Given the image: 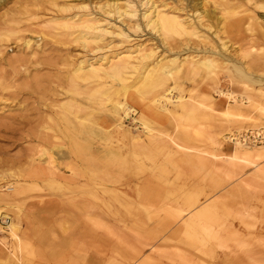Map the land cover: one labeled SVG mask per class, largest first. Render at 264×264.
Masks as SVG:
<instances>
[{"label":"rangeland","instance_id":"1","mask_svg":"<svg viewBox=\"0 0 264 264\" xmlns=\"http://www.w3.org/2000/svg\"><path fill=\"white\" fill-rule=\"evenodd\" d=\"M116 1L0 0V264H264V139L234 140L255 131L264 136V0H151L178 7L204 40H164L141 18L152 2L134 0L139 15L130 19L111 11L126 0ZM85 12L122 33L91 46L50 34ZM10 18L20 20L18 28ZM140 43L157 48L153 59L226 64L195 63L176 73L174 100L165 101L170 113L149 107L146 66L126 90L107 70L100 73L110 78L105 86L76 77L81 60L106 68L108 59L97 57L127 58ZM236 66L254 74L249 89ZM178 96L204 100V116H190ZM117 101L131 107L128 114L115 110ZM143 119L155 124L153 133ZM90 130L91 148L84 143ZM76 141L81 152L73 151ZM186 196L196 198L191 208ZM212 203L219 213L194 229L203 235L186 234L185 223Z\"/></svg>","mask_w":264,"mask_h":264},{"label":"bare ground","instance_id":"2","mask_svg":"<svg viewBox=\"0 0 264 264\" xmlns=\"http://www.w3.org/2000/svg\"><path fill=\"white\" fill-rule=\"evenodd\" d=\"M52 1L53 0H51V2ZM68 1H70V0H68ZM44 2H46V1H44ZM62 2H61V4H63ZM116 2H119V1L117 0ZM141 2H142V4H145V3L148 4V3L152 2V5L149 8H147L145 11L142 12V10H141V12H142L141 13V18L144 21L146 27L151 28L152 31L154 30V31L159 32L160 35H162L164 40H166L170 36H179V37H183L185 39L191 38L193 36H197L201 40H204V39H202V36H199L200 33L198 31L199 30L198 29V24H195L194 21H192L190 19H187L179 11L178 7H175L174 5H170V3L166 2V1H161L160 3L158 2L159 4H157V2L151 1V0H141ZM28 3H30V2H28ZM123 3L124 4L114 3L113 4V9L111 11H114L115 13L119 14V17H128L130 19L136 18L139 15L138 5L135 3L134 0H126ZM37 4L39 5V3H37ZM40 4H42V3H40ZM54 4H56V2ZM104 4H106V3H104ZM26 5H27V2H26ZM28 6L32 7L29 4L27 5V7ZM30 7H29V9H30ZM35 7H36V4L34 5V8ZM44 7L45 6H43L42 8H44ZM202 8H203V5H202ZM226 8H228V7H226ZM31 9H33V7ZM181 10H183V9H181ZM227 10L229 11V9H227ZM46 11H48L47 7H46ZM111 11H109V12L111 13ZM53 13H55V12H52V14ZM37 14H38V12H37ZM229 15H231V14H229ZM53 16H55V14H53ZM196 17L198 18L199 22L202 23L204 21L203 19L205 18V15H204V13H200ZM64 18H67V17H64ZM37 19H39V18H37ZM6 20L7 19L5 18V20H2V21H6ZM9 21L11 23L13 21L16 22V24L15 23L11 24L12 28H14V27L18 28L19 24L21 23L20 20H16L15 18H10ZM125 21H127V20L125 19ZM51 23H54V22H51ZM133 23L135 24V22H133ZM6 24H8V23H6ZM60 25H61L60 27H56L55 28L56 31H54V32L51 31L50 34L53 35V36L59 37V39L64 38V37H71L72 36L73 40H76V42H77V40H79V42L82 41L85 46L99 45V43L104 41V39L108 35H112V34H115V33H118V34L122 33V32H120V28L118 26H113V25H110L109 23L105 24L101 19L97 18L96 16H93L92 13H88V12H85V13L79 14V15L76 14L74 16L72 15V17L66 19V21H64V23L60 24ZM136 25L138 27L140 26L139 20L138 21L136 20ZM147 33H149V32H147ZM30 44H31V40H26V45H29V46L33 45V44L30 45ZM223 46H224V48H227L226 47L227 44H223ZM39 47L40 46H38V48ZM145 47H146V45L141 44V45H138L135 48V50L127 51V53L129 54L127 56V58L117 57L121 53H118L116 55V58H113V59L112 58L109 59V57L107 58L106 57L107 55L105 56L104 54L101 55L100 57H97V59H98L97 62L104 61V60L108 59L107 60L108 67H106V68L102 67V63H101L100 66H97L98 64L96 65V63L91 62L89 59L88 60L90 62L87 59L81 60L80 63L76 67L75 75H76V77L81 78L83 81L90 80L89 83H86L85 85H88V84L93 83V82H97L98 85H104L105 86V80H108V79L111 78L112 79L111 81H112L113 84H114V82L115 83L118 82V83L121 84V89L126 90L128 88V85H129V83H128L129 81L128 80L132 77V75H134L137 72H139V67L140 66H142V65L146 66L145 70L147 71V73H145L141 77V79L143 81V85H146V86L150 87V89L148 90L151 93V98H150V102L151 103L149 104V107L151 109H156V107H157L159 110H163V112L170 113L171 110H169L167 108V106L165 105V101L174 100V96H172L171 91L173 89H176L177 86L179 85L178 81L175 78L176 77V75H175L176 73L183 72L184 69H186V68L190 69L191 67L192 68L197 67V66H195V63L204 64V65H206L207 68H211V69L213 67H219L221 65H225L226 64L225 60L223 62H217V59L213 58V57H211V58H209V57H205L204 58L203 57L204 59H200L199 58L200 60H196L195 62H194V60L190 61L187 58L180 59L178 61L177 56L176 57H172V58H169L170 56H168V58L161 57L159 59L158 58L157 59H153V58H155L153 56L155 55V52L157 51V48H155V47H150V48L146 47L145 48ZM101 48L102 47H97V49H101ZM93 50H95V49H93ZM33 52L34 51H32V53ZM36 54H39V53H36ZM189 54H191V53H189ZM205 59H207V60H205ZM25 60L26 59H24V61ZM149 60H152V61H149ZM218 61H219V59H218ZM152 64H153V66L150 67ZM124 69H127V70L125 71ZM235 71L239 74V77L243 81V83L245 85L244 86L245 89H249L250 86L248 84L249 83H253L254 80H255L254 79V74L246 72L241 67H237V66L235 67ZM102 72H105L106 74H108L107 76H109L110 78H106L105 76L100 75V73H102ZM170 79H173L174 86L169 85V80ZM10 86H13V85H10ZM110 88L111 87H109L108 89H110ZM228 95L230 96V98L234 97V96H231V94H228ZM178 98H179V101L181 102L180 105H182L184 107L185 106L189 107V115L190 116H192V117L194 116V117H198V118H201L202 116H204L203 112H199L198 111V105L199 104H205L204 100H202L200 98L197 99V98H195L193 96H190V100L189 101H184V99H185L184 96H178ZM208 102H212V101H208ZM258 107L260 108L261 111H264V106L262 104H258ZM123 109H124L125 113L128 114V111L131 110V107L129 105H127L126 102L117 101V103L115 104V110L118 112L119 110H123ZM210 111H212V110H210ZM230 115L231 114L228 113V116H230ZM143 117L144 116H143V113H142V118ZM85 119H86V121L88 120V118H85ZM143 122H145L144 123L145 124L144 127L149 130L148 132H152V125H155V124H146L147 121L145 119H143ZM91 133H92V130H90V132L88 133V136L85 137V140H84L85 145L89 146L90 148L92 146ZM181 136H183L181 138L189 139L188 134H183ZM176 141H175V143L178 146L185 147L184 145H182V143H179V142H176ZM82 147H84V146H82ZM77 149H78L79 152L82 151L80 145L76 141V142H73V151L77 153L78 152ZM214 156L216 157V155H214ZM218 157H220V156H218ZM51 162H52V160H51ZM87 162L91 165L90 160H87ZM199 163L202 165V167L203 166H207V164H206L207 160H203L202 158H201V162H199ZM35 178L37 180H38V178H41V176H40V174L38 172H36ZM22 194H23L22 192H16L14 194L11 193V195H16V196L17 195L20 196ZM8 195H10V194H8ZM5 196L8 197L7 195H5ZM3 197H4V195H3ZM8 199H9V197H8ZM195 200H196V198L194 196H186L184 198V203H185L186 207H190L191 208L196 203ZM193 209H194V207H193ZM219 209L220 208H219L218 205H215V203H212L210 206H207L206 208L201 209V212L202 211L203 212L201 213L200 216H196L198 211L196 213H194V215H192L191 218L185 223V228L187 229L186 230L187 232H185V233L186 234L187 233L188 234L192 233V234L197 235V236L198 235H203L201 232H199V233L198 232H194L195 227L197 226V228L195 230L201 231L204 228L205 225H202V223H199V221L200 222H203V221L205 222V219L213 218V211L215 210V212L218 211L217 213H219V211H220ZM179 210L180 209H178V211ZM0 213H1V211H0ZM0 215H2V214H0ZM200 218H202L203 220H201ZM12 228L13 227L11 225H9V230L11 231L10 232L11 237L12 238H16L19 241V237L13 232ZM213 237L215 238V236H213ZM3 238H4V236H3ZM204 239H205V237L202 236V240H204Z\"/></svg>","mask_w":264,"mask_h":264},{"label":"built area","instance_id":"3","mask_svg":"<svg viewBox=\"0 0 264 264\" xmlns=\"http://www.w3.org/2000/svg\"><path fill=\"white\" fill-rule=\"evenodd\" d=\"M234 138H235V140H237V138H239V141L246 142L245 140H247V141H250V140L251 141H258L259 139H264V136L262 134V131H255V132H250L249 135L246 133L245 134H242V133L237 134L236 136H234ZM2 221L5 224H8V222L10 221V218L2 219Z\"/></svg>","mask_w":264,"mask_h":264}]
</instances>
